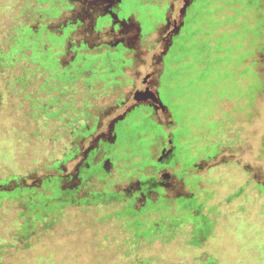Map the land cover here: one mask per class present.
<instances>
[{
  "label": "rangeland",
  "instance_id": "obj_1",
  "mask_svg": "<svg viewBox=\"0 0 264 264\" xmlns=\"http://www.w3.org/2000/svg\"><path fill=\"white\" fill-rule=\"evenodd\" d=\"M19 1L25 6L21 12ZM25 1L12 0V11L0 14V49L11 43L9 24L38 20L31 13L36 0ZM158 6L145 17L154 25L152 32L137 30L133 18L129 25L104 26L90 37L95 44L123 42L128 61L120 84L89 109L88 124L97 121L98 129L85 146L110 136L117 119L130 124L126 112L138 105L143 113L152 111L165 133L181 129L174 176L161 191L166 198H197L192 201L204 217L194 237L198 243L181 244L191 237L183 223L186 237L178 233L165 242L162 233H152L156 226L151 229L149 218L138 230L154 240L142 242L137 253L146 264H194L193 255L203 264H264V0H160ZM130 29L135 35H127ZM33 46L23 47L16 68L0 65V264H126L121 242L126 233L112 205L69 208L49 228L21 231L17 240L12 235L33 220L29 186L40 188L51 169L50 156L62 145L56 132L68 129L65 121L39 117L58 92L52 91V79L42 86L52 70L37 74L31 54L42 47ZM36 95L40 102L31 104ZM119 99L124 107L111 110ZM40 107L42 114H35ZM138 139L143 143L123 145L113 164L106 161L116 178L110 187H127L133 178L119 177L130 170L153 173V163L170 144L162 132ZM184 163L187 173H182ZM168 206L174 211L172 202ZM187 213L179 214L196 218Z\"/></svg>",
  "mask_w": 264,
  "mask_h": 264
},
{
  "label": "flooded vegetation",
  "instance_id": "obj_2",
  "mask_svg": "<svg viewBox=\"0 0 264 264\" xmlns=\"http://www.w3.org/2000/svg\"><path fill=\"white\" fill-rule=\"evenodd\" d=\"M36 2L41 6V10L37 12L32 9L31 13L38 17V20L35 24L30 21L24 23L30 25L33 31H40L41 38L37 39V44L42 47L39 51L44 57L42 63L36 62L37 68L41 67V71L51 69L52 75L49 77L54 78L63 70L66 76L74 80V84L69 89H52L58 93L52 96L45 108L47 110L52 107L50 111L57 113L50 118L46 117V113L43 117L39 116L57 123L65 121L64 126L68 128L67 131L56 132V136L58 134L61 136L62 145L50 158L58 163V166L43 176L40 188L29 186L33 189L30 193L23 189L24 194L28 192L30 198L38 201V197L50 194L55 187L60 190L75 189L78 196L87 194L89 190H112L120 194L118 205L123 206L120 209L125 210L129 205L132 209L146 206L143 214L135 216L140 220L158 219L159 224H167L176 211L194 212V208L187 205V200L197 199L195 196L178 194L166 198L162 195V185L174 176L173 166L178 159V145L175 140L182 131L178 129L165 133L164 126L153 118L152 111L143 113L141 105L133 107L126 112L125 117L131 121L130 124H125L124 119H117L112 123L110 136L99 138L94 146H85L98 129L97 121H93L92 126L88 124L91 116L89 109L110 94L113 88L115 90V85L120 84L125 74V63L128 61L123 52L126 46L123 42L95 44L90 37L93 33L101 31L104 26L119 28L122 25H129L133 18L137 30L152 32L154 25H148L145 17L149 9L159 10L160 0H54L53 4L47 0ZM75 33H82V36L77 39ZM63 35L64 38L59 41V37ZM34 46L37 49L36 45ZM174 46L173 44L171 47ZM33 55L32 53V60L35 62L36 58ZM51 57H55L59 67L48 64ZM159 97L161 98L160 94ZM120 99L115 105H111V110L115 107L119 109L124 107L123 100ZM68 111H71V114L66 115ZM144 122H148L146 128L140 126ZM143 129H146V132ZM158 132H162L170 144L165 143L158 159L153 163V173L143 175L136 170H130L119 177L121 180L133 178L127 187L123 189L110 187L116 178H111L112 174L106 168V161L113 164L112 160L118 156L120 148L124 149L122 146L125 144L143 143L142 139H138V135ZM68 164L73 165V170L65 169ZM187 169L184 163L182 173H187ZM95 180H105V186L102 187ZM170 202L175 206L172 212L168 209ZM197 215L201 217L203 214ZM132 216L129 214V218ZM201 222L203 224V220ZM199 223L200 221L197 225Z\"/></svg>",
  "mask_w": 264,
  "mask_h": 264
},
{
  "label": "trees",
  "instance_id": "obj_3",
  "mask_svg": "<svg viewBox=\"0 0 264 264\" xmlns=\"http://www.w3.org/2000/svg\"><path fill=\"white\" fill-rule=\"evenodd\" d=\"M11 1L12 0H0V14L8 12V11H12L14 2L9 3ZM22 1L24 0H21V2ZM47 1L53 4L54 0H47ZM60 1H63V0H60ZM24 7L25 6H21L20 1H19L18 8H21L19 12H21L24 9ZM40 10H41V6L36 4L34 11L40 12ZM9 27H10V31H12L14 34H11L10 45L5 49H2V48L0 49V65L2 64V68L4 67L10 68L11 70V68H16V66L18 65V61L24 59V55L23 56L20 55V52H22L24 49L23 47H26L28 43L37 45L38 43L37 39L41 37H40L39 30L37 32L33 31L30 25L24 22H21V20L17 21V23L12 22L11 24H9ZM9 36H10V33L8 37ZM63 38H64V35L59 37L58 40L60 41ZM34 49H35V46H33V50ZM33 54H34L33 56L36 58L35 62L42 63V58L44 57V54L41 53L39 50L34 51ZM48 64L49 65L53 64L56 67L60 66L58 61L55 59V57L49 58ZM0 70H1V67H0ZM37 74L41 75V67L38 68ZM51 79L54 83L53 85H50V86L52 89H56V90L69 89L70 87H73V84H74V80L66 76L62 70L60 73H58V76L56 78L46 77L42 83V86L43 85L46 86ZM23 82L26 84V79L23 80ZM33 98H36V99H33ZM33 98L30 100L31 104H38L40 102V99H39L41 98L40 96L36 95ZM44 109L46 111L45 113H46L47 118H50L51 116L57 113V111H50L52 110V107H49L47 110L46 108ZM41 111H43L42 107H40L39 110L36 109L34 112L35 114L37 113L42 114ZM39 116L41 115L39 114ZM52 122H55V121L52 120ZM57 166H58V163L54 161L51 162V169L56 168ZM76 190H77V187H76ZM5 193L7 194V192ZM76 193L77 191H75V189L60 190L58 189V187H55V189H53L50 194H43L40 197H38V201H36L34 198H30V195H29L28 197L29 202H30L29 208H30L31 215H33L34 218L33 220L30 221V223L27 221L26 224L25 223L22 224V227L20 229H17L16 231H14V233H12V235L15 237L14 239L17 240L16 236H20L21 231L25 233V230L27 229L30 230V228H31L30 230L31 232L37 226H40L43 229L49 228V226L54 222L56 218L64 214V211L66 209H69V208L75 209L78 207H91V206L100 207V206L112 205L111 210L114 211L115 214H117V216L119 217V219L117 220L119 221L120 225L124 227V232L126 233L124 239L121 240L122 245H124L125 251L123 253L124 254L123 257H124L126 264H146L147 259L145 257L143 258L140 254H138L137 251L139 249V245L142 242L152 241L154 239L151 238L152 236L151 237L144 236L146 230L140 231L143 229V226H140V225L147 224L148 221L140 220L138 216H135V215L143 214L145 212L146 206L145 207L143 206L140 209H132L130 207L131 205H129L128 206L129 208L122 210L117 207L118 203H120L119 201L120 194L112 190H106V189L89 190L86 192L87 194L83 196H78ZM192 200L193 199L187 200V205L193 207L194 212H189L186 215L188 214L193 215L196 218L191 220L189 219V216H185V215L181 216L179 214L181 211H179L178 214H175L170 218L167 224H162V223L159 224L157 223L159 221L158 219H151L150 221L151 225L149 224L151 226V229H153V227L156 226V229H154V232L152 231L151 232L152 233H162V237L165 242H167L170 238L178 235V233L186 237L185 236L186 234L183 231L184 229L181 228L182 223H183L184 226H186V229L189 231V233H191L190 235L191 237L189 236L190 238L181 240V244H185L186 242L197 244L198 241H196L194 237L198 235L197 233L198 229L199 228L202 229L203 224L201 221L204 219V217L202 216L200 217V215H197V213L200 214V209L199 207H197L199 204H195ZM129 214H132L133 216L129 218ZM198 221H200L201 224L199 223L197 225ZM130 223H133L134 226L130 227ZM153 223H155L156 225ZM138 228L140 230H138ZM153 235L156 237V234H153ZM130 250L135 251V255H131L129 253ZM185 253L187 254L186 251ZM193 256H194L193 257L194 264H203V261H200L199 257H196L195 255Z\"/></svg>",
  "mask_w": 264,
  "mask_h": 264
},
{
  "label": "snow or ice",
  "instance_id": "obj_4",
  "mask_svg": "<svg viewBox=\"0 0 264 264\" xmlns=\"http://www.w3.org/2000/svg\"><path fill=\"white\" fill-rule=\"evenodd\" d=\"M53 27H54V29L56 28L55 25H54ZM127 35H128V36H133V35H135V31L130 29V30L127 32Z\"/></svg>",
  "mask_w": 264,
  "mask_h": 264
}]
</instances>
